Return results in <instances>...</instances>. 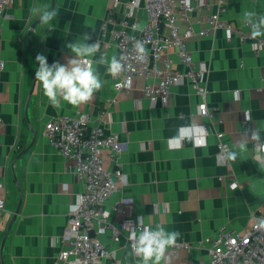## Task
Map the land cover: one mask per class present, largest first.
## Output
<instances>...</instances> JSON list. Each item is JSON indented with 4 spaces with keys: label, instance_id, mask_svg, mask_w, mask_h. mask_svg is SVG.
<instances>
[{
    "label": "crops",
    "instance_id": "crops-1",
    "mask_svg": "<svg viewBox=\"0 0 264 264\" xmlns=\"http://www.w3.org/2000/svg\"><path fill=\"white\" fill-rule=\"evenodd\" d=\"M112 1L54 0L56 18L49 24L39 21L32 28L39 20L33 9H52L53 0H11L3 18L0 57L6 67L0 74L4 120L0 181L6 207L0 210V264H58L60 253L71 248L64 233L70 206L83 192L84 180L76 174L74 159L64 156L45 134L47 122L57 116L88 113L90 126L100 124L120 134L125 149L116 158L105 149L104 158L108 168L121 167L128 182L118 184L105 207L111 209L116 199L124 198L128 200L125 212L112 215L115 223L125 216L136 220L143 216L146 225L160 224L179 232L177 242L187 245L169 248L163 264H202L222 229L245 230L264 205V166L259 167L256 158L257 144L264 142V50L258 52L251 42L237 37L229 40L224 29L188 40L195 60L208 66L204 84L206 102L216 108L213 118L200 113L204 100L187 81L175 84L167 101L152 102L143 91L144 78L116 89V76L103 65H94L104 86L91 101L78 107L62 102L59 108L48 102L35 79L38 54L50 65L66 64L74 58L68 43L87 34L91 37L87 43L98 40L101 46L92 59L101 54L120 56L113 37L117 25L111 24L102 33ZM217 7L218 0H208L205 7L190 14L189 21L180 20L181 28L190 22L198 30L206 27L207 17ZM244 11L264 15V0H227L222 18L241 27ZM124 15L123 10L115 17L122 20ZM147 18L141 2L129 21L143 27ZM163 58L186 69L177 51H167ZM254 129L259 130V142L246 139V132ZM182 133L181 143L171 144ZM221 142L236 151L245 142L247 150L235 161L220 163ZM233 181L236 187L230 185ZM129 235L124 230L116 241L111 232L100 234L113 255L94 264H138Z\"/></svg>",
    "mask_w": 264,
    "mask_h": 264
},
{
    "label": "built area",
    "instance_id": "built-area-1",
    "mask_svg": "<svg viewBox=\"0 0 264 264\" xmlns=\"http://www.w3.org/2000/svg\"><path fill=\"white\" fill-rule=\"evenodd\" d=\"M208 0H113L112 6L102 23V33L106 34L111 24L117 27L113 37L119 47L120 56L125 65L123 71L116 75V89L130 87L138 77L145 80L143 91L152 101H167L175 84L189 82L196 93L204 100L200 107L203 116L213 118L216 108H210L206 102L208 88L204 84L208 66L205 62L195 60L188 46L193 36L210 35L214 31L224 29L226 37L231 40L239 38L241 42H251L256 51L264 50V37H253L249 25L244 22L241 27L234 26L222 18L227 10V0H218L217 10L211 13L206 21L207 26L196 29L193 23L181 28L180 20L189 21L190 14L201 10ZM11 0H0V49L3 43V18ZM144 2L148 18L143 27L138 22H130L135 7ZM124 10V18L117 20L115 15ZM142 41L146 50L143 61L138 59L134 44ZM167 51H177L186 69L177 68L171 59L163 58ZM162 61V66L160 62ZM6 62L0 57V74ZM88 113L74 116H57L49 120L45 126V134L50 143L64 156L74 159L75 171L84 180V190L79 194L80 201L75 211H70L69 224L64 233L65 241L71 248L63 250L58 264H94L113 255L112 250L99 236L111 232L113 240H120L124 230L130 231L126 225L136 226V219L125 216L117 223L111 220L112 215L125 212L128 200L118 198L112 208L105 203L118 190V184H126L128 178L121 167L110 169L105 164L104 150L107 149L116 158L125 149L120 134L107 131L102 125L90 126ZM246 126L249 119L244 120ZM4 120L0 115V134ZM185 134L178 141L181 143ZM205 138V137H204ZM205 142V139H203ZM256 158L264 157V142L257 144ZM231 150L227 142H221L218 150V161L228 162L227 152ZM237 186V182L230 184ZM0 210L6 207L5 194L1 192ZM77 205V200L72 204ZM71 205V206H72ZM130 241V240H129ZM176 242L174 247L185 246ZM131 246V241H130ZM138 259V258H137ZM139 260V259H138ZM139 264V262H138ZM202 264H264V205L253 215L252 224L245 230L222 229L209 248L208 259Z\"/></svg>",
    "mask_w": 264,
    "mask_h": 264
},
{
    "label": "clouds",
    "instance_id": "clouds-1",
    "mask_svg": "<svg viewBox=\"0 0 264 264\" xmlns=\"http://www.w3.org/2000/svg\"><path fill=\"white\" fill-rule=\"evenodd\" d=\"M33 11L42 24L51 23L58 14L53 8H37ZM243 17L253 37L264 36V15L244 11ZM90 39L89 35L84 34L81 40L68 43L67 47L74 53V58L68 59L66 64L53 62L50 65L44 55L36 56L39 67L35 71V79L41 83L43 95L53 107H61L62 102L78 107L91 101L93 95L104 86V81L94 65L106 66L107 71L113 76L123 71L125 67L123 57L112 55L109 58L101 54L99 59H92L100 52L101 46L98 40L91 44L87 43L86 41ZM133 47L138 54V59L143 61L146 56L143 42L137 41ZM245 135L246 139L260 141L259 130H251ZM236 148L238 151L227 152L228 159L235 161L240 153L247 150L245 142L239 143ZM257 164L259 167L264 166V157H259ZM79 201L78 196L77 205L70 206V211L76 210ZM129 226H131L128 237L131 241V253L139 259V264H163L167 250L175 246L180 236L179 232L168 231L160 224H156L155 227L146 225L143 216L137 218L135 227L129 223L126 228Z\"/></svg>",
    "mask_w": 264,
    "mask_h": 264
},
{
    "label": "water",
    "instance_id": "water-1",
    "mask_svg": "<svg viewBox=\"0 0 264 264\" xmlns=\"http://www.w3.org/2000/svg\"><path fill=\"white\" fill-rule=\"evenodd\" d=\"M52 8H54V0H53V6H52ZM38 23H39V20H38V21H35V22L32 24V28L36 27V25H37ZM12 223H13V221H11V223H10V225H9V227H8V231H7V233H6V236H5V238H4L3 242H2V245H1V250H2V252H3V250H4V246H5L6 238H7L8 232H9L10 229H11ZM3 264H5V263L3 262Z\"/></svg>",
    "mask_w": 264,
    "mask_h": 264
}]
</instances>
